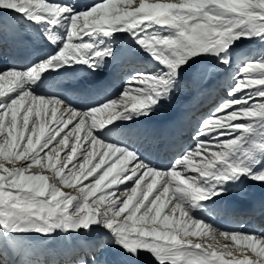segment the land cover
<instances>
[{
	"label": "snow or ice",
	"instance_id": "1",
	"mask_svg": "<svg viewBox=\"0 0 264 264\" xmlns=\"http://www.w3.org/2000/svg\"><path fill=\"white\" fill-rule=\"evenodd\" d=\"M8 37L29 55L0 67V264H264V227L211 222L264 190V0H0ZM221 87L183 143L164 110Z\"/></svg>",
	"mask_w": 264,
	"mask_h": 264
},
{
	"label": "rangeland",
	"instance_id": "2",
	"mask_svg": "<svg viewBox=\"0 0 264 264\" xmlns=\"http://www.w3.org/2000/svg\"><path fill=\"white\" fill-rule=\"evenodd\" d=\"M97 117H98V119H101L99 115H97ZM20 163H22V162H20ZM31 171L32 172H35L36 169L34 168ZM43 174L51 176V173H48V172H44ZM63 190L65 192H68L69 194H72V195H75L76 194L72 189L65 188ZM207 243H213V244H215L218 251L222 250L225 245H227L228 247L232 248L234 250V252H235V249L237 248V246H235V248H234V245H231L230 243H228L227 240L220 239L219 237L216 240V242L209 240Z\"/></svg>",
	"mask_w": 264,
	"mask_h": 264
},
{
	"label": "bare ground",
	"instance_id": "3",
	"mask_svg": "<svg viewBox=\"0 0 264 264\" xmlns=\"http://www.w3.org/2000/svg\"><path fill=\"white\" fill-rule=\"evenodd\" d=\"M118 35H124V34H118ZM126 43H127V41H126ZM28 55H29V54L27 53L25 57H27ZM195 92H196V90H195ZM97 115H98V114H97ZM99 116H102V115L99 114ZM106 116H107V115H105V113H104V115H103L102 118L104 119V118H106ZM62 135H63V134H62ZM58 138H59V137H58ZM85 183H87V182H85ZM121 187H122V186H121ZM220 219H221V220H224V221H229V220H231L229 217H225V216L220 217ZM215 220H218V219H215ZM219 238L222 239V237H219ZM227 241H228V243H230L231 245H234V248H235V246H237V245L233 244L232 241H231L230 239L227 240ZM215 242H216V241H215ZM230 258H231V257H227V259H230ZM238 258H240V257H238Z\"/></svg>",
	"mask_w": 264,
	"mask_h": 264
}]
</instances>
